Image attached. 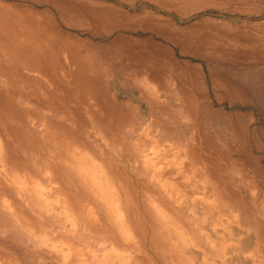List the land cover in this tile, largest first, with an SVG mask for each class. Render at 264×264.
<instances>
[{
  "label": "rangeland",
  "instance_id": "rangeland-1",
  "mask_svg": "<svg viewBox=\"0 0 264 264\" xmlns=\"http://www.w3.org/2000/svg\"><path fill=\"white\" fill-rule=\"evenodd\" d=\"M0 145V209L39 245L11 238L3 264L61 254L13 196L42 160L87 156L115 199L90 146L153 225L117 264H264V0H0Z\"/></svg>",
  "mask_w": 264,
  "mask_h": 264
},
{
  "label": "clouds",
  "instance_id": "clouds-1",
  "mask_svg": "<svg viewBox=\"0 0 264 264\" xmlns=\"http://www.w3.org/2000/svg\"><path fill=\"white\" fill-rule=\"evenodd\" d=\"M133 131L134 128L126 129V142L139 139L129 134ZM89 150L96 165L105 171L112 186V196L119 203L123 222L134 233L136 241L129 243L122 237L120 220L113 212L112 203L103 197L101 187L92 175L62 152L57 153L54 163L42 160L40 166L33 170L23 192L13 193L17 198L18 213L31 217L36 230L45 232L59 244L61 254L49 253L46 264H117L115 255L108 253L130 250L129 254H134L144 241L146 231L153 227L152 223H146L137 216L131 202L133 196L116 175L124 165L116 163L110 149L90 146ZM33 184L43 186L44 192L41 194L34 190ZM3 199L7 196L0 185V200ZM64 209L69 210L71 218L64 214ZM13 237L22 239L26 249L34 251L39 247L36 241L20 233L15 218L0 209V252L5 250V242ZM0 264H3L2 260ZM24 264L28 262L25 260Z\"/></svg>",
  "mask_w": 264,
  "mask_h": 264
},
{
  "label": "bare ground",
  "instance_id": "bare-ground-1",
  "mask_svg": "<svg viewBox=\"0 0 264 264\" xmlns=\"http://www.w3.org/2000/svg\"><path fill=\"white\" fill-rule=\"evenodd\" d=\"M186 53V52H185ZM2 151H1V145H0V154H2L1 153ZM76 158H78L79 160H77V162L79 163V165H80V167H82V168H84V169H86L89 173H93L94 175H93V177H94V179H95V181H98L99 182V180H97V178H100V176H96V172H95V165H91L90 164V162L88 161V159H87V156H85L84 155V157H81V156H78L77 154H76V156H75ZM81 159V160H80ZM83 161V162H82ZM84 163V164H83ZM162 170H163V168H162ZM163 172H165V171H163ZM162 172V173H163ZM162 173H160V171H159V169L158 168H156L155 169V176H157V177H159L160 179L163 177V174ZM165 178H167V177H165ZM169 178V177H168ZM172 180V179H171ZM103 181V180H102ZM176 184V183H175ZM163 185H168L169 186V188L171 189V191L175 194V195H180V190L179 191H177V188L175 187V185L172 183V182H170V181H168V180H165V182L163 183ZM102 186V185H101ZM167 186V187H168ZM103 192V191H102ZM111 194H112V191H111ZM103 195H105V197L104 198H106V199H109L110 200V202L112 203V206H113V208H114V211H115V215L117 216V218L118 219H120L121 218V215L119 216V214H120V211L119 210H117V208H116V200L115 199H113L111 196H110V194H109V192L107 191V194H103ZM182 200H183V198H182ZM184 200H186V199H184ZM179 204H181L180 202H179ZM183 204V203H182ZM159 208V207H158ZM158 212L160 213V215H161V217H163L165 220H166V222L169 224V226L171 227V228H173L175 231H177V233H178V235H179V237H180V239H182L185 243H187V239L185 238V236L183 235V232L182 231H180V227L174 222V221H172L169 217H168V215L167 214H165V212L161 209V208H159V210H158ZM121 220V219H120ZM127 229V228H126ZM123 230V229H122ZM126 233H127V231H126ZM126 236H128L127 234H126ZM120 259H121V257H120ZM194 263V262H193ZM247 263V262H246Z\"/></svg>",
  "mask_w": 264,
  "mask_h": 264
}]
</instances>
